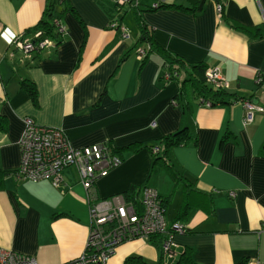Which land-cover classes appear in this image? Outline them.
Instances as JSON below:
<instances>
[{
  "label": "crops",
  "instance_id": "0c3cea01",
  "mask_svg": "<svg viewBox=\"0 0 264 264\" xmlns=\"http://www.w3.org/2000/svg\"><path fill=\"white\" fill-rule=\"evenodd\" d=\"M51 2L63 9L53 20L63 38L25 57L12 40L43 37L29 30ZM137 3L0 0V169L8 172L0 188V247L38 264H66L84 251L92 203L149 187L167 222L184 224L175 236L177 255L163 256L159 236L134 237L119 243L106 264H175L183 251L196 264H264V110L246 123L243 102L196 106L191 81L192 65L203 63L231 96L264 109V83L257 81L264 72V0H200L195 13L143 11L158 46L143 55L137 49L148 43H140L131 10ZM122 10L135 25L119 17ZM168 57L181 59L189 72L179 79L177 71L165 72ZM26 117L60 129L73 147L105 144L120 163L89 193L71 166L58 187L17 178ZM180 130L190 139L170 147L164 161L154 160L150 147L163 154L161 139ZM186 203V218H178Z\"/></svg>",
  "mask_w": 264,
  "mask_h": 264
},
{
  "label": "built area",
  "instance_id": "2783aa9c",
  "mask_svg": "<svg viewBox=\"0 0 264 264\" xmlns=\"http://www.w3.org/2000/svg\"><path fill=\"white\" fill-rule=\"evenodd\" d=\"M124 5L137 0H116ZM155 1L152 6H156ZM221 4L216 9L221 12ZM59 31L63 26L59 25ZM123 38H128L126 33ZM12 42L19 47L25 57L34 53L35 45L29 39L15 36ZM53 44L49 38L38 42L37 47ZM145 49L138 48V55H143ZM177 75L176 72L173 73ZM171 74L164 78L170 80ZM206 80L214 87L227 85L217 72L207 70ZM258 82L264 83V72L258 74ZM246 109L245 122L253 121L254 111H263L250 101H243ZM204 106L209 107L208 102ZM20 161L16 177L31 181L48 179L54 187L62 184V171L74 167L83 187L91 191L98 177L105 176L111 167L120 163V159L111 155L105 144H94L85 147H73L60 129L37 125L30 117L24 118V130L19 139ZM157 149H154V151ZM90 198V197H89ZM141 206V208H140ZM89 231L84 251L66 264H106L115 247L130 238L161 236L160 249L165 258L173 259L178 247L175 236L184 233V224L174 222L168 225L164 217L162 200L158 193L149 187L140 192L139 202H127L123 195H113L98 203H92L89 208ZM0 264H38L25 254L0 247Z\"/></svg>",
  "mask_w": 264,
  "mask_h": 264
},
{
  "label": "trees",
  "instance_id": "16d2710c",
  "mask_svg": "<svg viewBox=\"0 0 264 264\" xmlns=\"http://www.w3.org/2000/svg\"><path fill=\"white\" fill-rule=\"evenodd\" d=\"M156 1H157L156 6L149 5L148 3L142 0L139 1L136 5H133L131 7V10L134 12L141 29L140 43L143 44L148 43V47L145 48L146 53L156 50L158 46L152 41L151 27H148L142 20L141 13L143 11H155L162 8H166V9L172 8V9H179L184 12L195 13L199 7L200 0H156ZM57 2L60 5L65 6L67 5L68 0H57ZM62 10L63 9H59V10L55 9L53 2H51L50 4H46L41 19L35 25V27L29 30V32L41 31L43 37H47L49 39L55 40L56 43L61 42L63 38V32H60L56 29L53 20L54 18L60 16ZM43 37H33L31 39V42L36 46L34 50L35 54H39V52L42 51L43 49L42 47H37L38 42L42 40ZM192 70H194V72H192ZM192 70H191L192 100L196 106H204V102H208L209 107H215L224 104H231L234 102H243L244 100L250 101V98L246 99V98H237L231 96L230 93L223 87H214V86H213L214 88L209 87L205 82L206 80L205 72L207 69L203 63H197L195 65H192ZM173 71H177L178 73L177 79L181 77L182 73L189 72L187 70V67L184 66L183 63L181 62V59H177V58L171 59L168 57L165 63V72L171 73ZM32 84L33 83L31 81L25 80L22 82V87L29 93L32 101L36 102L35 101L36 91ZM0 125H1V118H0ZM189 139L190 136L186 130H180L175 134L163 137L160 141V143L163 146V154L161 150L162 148L158 147L157 151H154L153 146L150 147L151 153L154 156L153 157L154 160L164 161L163 156L166 154V151L170 147L185 143ZM171 173L174 177H176L173 171ZM6 174H8L7 171L0 169V188L3 185V179L6 176ZM181 182L184 188L189 189V185L186 183V181L182 180ZM137 190L138 189H132L130 192L123 193V195L126 199L138 203L140 190L139 191ZM188 204L187 203L184 204L178 218H182V219L186 218ZM174 222L175 221L168 222V225H171ZM157 236H159L161 240V236L159 234L150 236V238L154 239V237ZM186 254L187 252L183 251V253L179 257L178 262L175 264H196L194 263L192 258L188 254L187 255ZM237 264H244V261Z\"/></svg>",
  "mask_w": 264,
  "mask_h": 264
},
{
  "label": "rangeland",
  "instance_id": "374dc122",
  "mask_svg": "<svg viewBox=\"0 0 264 264\" xmlns=\"http://www.w3.org/2000/svg\"><path fill=\"white\" fill-rule=\"evenodd\" d=\"M124 15V19H126V21H129L132 25H135L131 16H130V13H126L124 14V10H122L120 13H119V17ZM175 204H176V199L172 200L171 201V204H170V209L174 208L175 207Z\"/></svg>",
  "mask_w": 264,
  "mask_h": 264
}]
</instances>
